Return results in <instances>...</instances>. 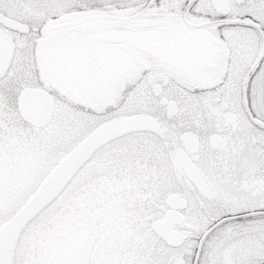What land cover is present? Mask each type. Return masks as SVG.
<instances>
[{"label":"snow or ice","instance_id":"snow-or-ice-1","mask_svg":"<svg viewBox=\"0 0 264 264\" xmlns=\"http://www.w3.org/2000/svg\"><path fill=\"white\" fill-rule=\"evenodd\" d=\"M0 264H264V0H0Z\"/></svg>","mask_w":264,"mask_h":264}]
</instances>
